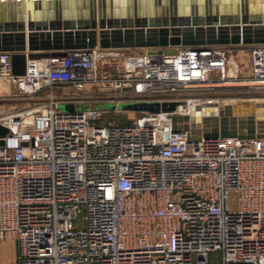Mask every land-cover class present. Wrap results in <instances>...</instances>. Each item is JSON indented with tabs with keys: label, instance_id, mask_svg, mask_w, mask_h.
<instances>
[{
	"label": "built area",
	"instance_id": "1",
	"mask_svg": "<svg viewBox=\"0 0 264 264\" xmlns=\"http://www.w3.org/2000/svg\"><path fill=\"white\" fill-rule=\"evenodd\" d=\"M231 49H74L27 60L15 76L1 54L0 77L22 98L70 89L0 110L8 128L0 136V240L15 242L16 264H209L213 252L220 264H264V137L189 141L187 131L171 129L173 112L93 124L106 109L74 105L88 85L126 94L97 100L115 106L264 101V94L187 95L264 93V44L248 47V74H239ZM66 103L74 108L59 107Z\"/></svg>",
	"mask_w": 264,
	"mask_h": 264
},
{
	"label": "water",
	"instance_id": "2",
	"mask_svg": "<svg viewBox=\"0 0 264 264\" xmlns=\"http://www.w3.org/2000/svg\"><path fill=\"white\" fill-rule=\"evenodd\" d=\"M259 44H264V0H0V55H9L14 76L25 74L27 60L64 56L74 49L175 53L181 47ZM118 106L152 113L173 111L171 129L187 131L189 141L264 137V101L260 100L222 106L213 101ZM61 107L71 110L73 104ZM7 133L8 128L0 123V136Z\"/></svg>",
	"mask_w": 264,
	"mask_h": 264
},
{
	"label": "rangeland",
	"instance_id": "3",
	"mask_svg": "<svg viewBox=\"0 0 264 264\" xmlns=\"http://www.w3.org/2000/svg\"><path fill=\"white\" fill-rule=\"evenodd\" d=\"M139 52V50H132ZM232 54L234 55V58L238 61L240 66L239 74H248L249 72V49L248 47H232L231 49ZM86 91H82L79 96H75V98H81L80 101H77L74 105L77 110L86 109L88 107L90 108H97L100 109L105 104L104 102H100L97 100H114L115 99H122L126 98L127 95L123 93L118 92H106V91H99L98 88L88 85ZM70 89L68 87H60V86H54L52 88L44 87L42 90H40L32 99H26L19 96V94L15 91V88L13 84L10 82L9 79L0 77V110H6L10 107H20V106H37L39 104H42L47 100V95L51 92L56 97H62L67 92H69ZM232 93H228V91L224 90H201V91H193L191 93H188L187 95L192 96H205V95H219V96H238L241 94L250 95L254 97H259L261 94L255 91H251L250 89H241V90H231ZM258 93V94H257ZM63 94V95H62ZM62 95V96H61ZM261 97V96H260ZM109 103V101H106ZM119 102V101H118ZM114 104V103H113ZM120 104V103H119ZM118 104V105H119ZM73 105V108H74ZM118 105L113 108L106 109L102 116L99 118L98 121L93 122V124H102L104 121L111 120L115 121L117 123H129L133 121H137L140 118H153L154 116L149 115L148 111H141V110H133V109H127V108H120ZM61 109V104L59 106ZM118 108V109H116ZM168 114L173 111H165ZM229 207L231 210H235L237 208V195L235 192H231L229 196ZM3 241L5 239H2ZM0 240V241H2ZM220 254L218 252H213L209 256V264H220L219 261ZM4 264V263H3ZM6 264V263H5Z\"/></svg>",
	"mask_w": 264,
	"mask_h": 264
},
{
	"label": "crops",
	"instance_id": "4",
	"mask_svg": "<svg viewBox=\"0 0 264 264\" xmlns=\"http://www.w3.org/2000/svg\"><path fill=\"white\" fill-rule=\"evenodd\" d=\"M16 264V244L13 240L0 241V264Z\"/></svg>",
	"mask_w": 264,
	"mask_h": 264
},
{
	"label": "bare ground",
	"instance_id": "5",
	"mask_svg": "<svg viewBox=\"0 0 264 264\" xmlns=\"http://www.w3.org/2000/svg\"><path fill=\"white\" fill-rule=\"evenodd\" d=\"M190 103H193V102H190ZM190 103H189V104H190Z\"/></svg>",
	"mask_w": 264,
	"mask_h": 264
}]
</instances>
